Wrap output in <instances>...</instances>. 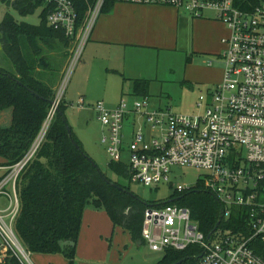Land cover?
I'll return each instance as SVG.
<instances>
[{
    "label": "built area",
    "instance_id": "built-area-1",
    "mask_svg": "<svg viewBox=\"0 0 264 264\" xmlns=\"http://www.w3.org/2000/svg\"><path fill=\"white\" fill-rule=\"evenodd\" d=\"M38 1L48 9L49 26L63 29L73 47L37 139L20 160L0 165V199H4L0 203V261L14 257L20 264L35 262L34 252L16 229L21 211L19 180L64 101L67 85L107 0H84L83 15L77 0ZM115 1L174 7L194 18H209L205 11L211 10L226 25L227 34L221 40L224 48L219 54L224 61V81L199 97L193 115L177 114L164 107L151 109L149 97L137 99L132 105L122 98L115 107L103 101L95 103L110 161H123L127 155L131 181L146 185L169 182L173 165L203 168L208 173L194 187L201 183L216 195L222 217L228 219L235 207L245 208L250 216L248 236L242 229L219 227L206 235L189 207L164 200L146 208L142 244L163 253L198 245L203 250L198 264H264V258L251 245L257 239L264 243V0ZM78 106H85L84 97H80ZM130 113L143 115L158 136L148 138L138 128L126 142L124 121ZM174 186L176 194L194 188L183 183Z\"/></svg>",
    "mask_w": 264,
    "mask_h": 264
},
{
    "label": "trees",
    "instance_id": "trees-1",
    "mask_svg": "<svg viewBox=\"0 0 264 264\" xmlns=\"http://www.w3.org/2000/svg\"><path fill=\"white\" fill-rule=\"evenodd\" d=\"M0 1L9 7L0 22V38L14 65V71L0 67V111L13 110L11 126H0V157L5 161L3 165H10L26 154L40 134L73 44L63 29L49 26L48 9L41 1ZM77 1L83 15L86 3ZM116 3L107 0L103 12L111 10ZM9 9L23 16L40 9V22L19 21ZM132 81L133 95L150 96L151 80ZM66 108L63 101L35 157L21 174L18 185L21 211L16 229L34 253H62L69 264H77L83 213L89 204L104 208L114 226L127 230L138 242L142 238L146 208L164 200L146 202L129 186L112 180L99 166H94L70 125L71 132L68 131L64 121ZM109 167L132 182L127 161H110ZM169 199L189 207L206 235L216 231L218 222L219 228L242 229L244 235L250 234L247 225L250 216L246 215V209L235 207L231 216L224 219L220 201L201 183ZM251 245L264 258V243L257 239ZM202 252L198 245L183 251L167 250L156 264H174L181 260L180 264H198ZM3 264L20 263L12 257Z\"/></svg>",
    "mask_w": 264,
    "mask_h": 264
},
{
    "label": "rangeland",
    "instance_id": "rangeland-1",
    "mask_svg": "<svg viewBox=\"0 0 264 264\" xmlns=\"http://www.w3.org/2000/svg\"><path fill=\"white\" fill-rule=\"evenodd\" d=\"M5 7L9 8L0 1V18ZM166 9L171 11V15L176 14L174 7ZM9 10L19 21L40 22V9L26 16ZM205 15L210 19L194 18L181 11L171 24L164 22L160 29L154 31L152 36L157 39L148 41L150 43L104 45L101 55L88 63L90 65L84 75L81 72L84 70L85 54L82 55L65 91V118L86 152L107 176L129 186L146 202L166 200L176 195L174 185L177 183L194 187L208 171L195 166L173 165L170 181L158 185L130 182L120 177L109 167L107 145L103 143L102 135L98 136L99 123L96 129L94 124L90 127L87 122L93 110L92 104L103 101L108 107H113L124 98L132 105L135 100L144 98L133 95L132 82L124 79L126 76L120 74V69L117 73L114 71V63L133 60L142 64L144 71L143 75H137L140 73L135 71L134 76L151 80L150 108L164 107L177 114L193 115L197 111L199 97L206 96L225 78L224 61L219 54L224 48L221 40L227 34V27L222 21L214 19L213 11L207 10ZM0 67L14 71L1 38ZM80 97L86 99L85 107L78 106ZM6 113L9 114L10 110H4L0 115ZM131 123L133 118L126 120L125 126H131ZM123 160L128 161V156L124 155ZM4 163L0 157V164ZM2 202L4 199H0ZM98 215H106L103 222L97 219ZM113 225L104 208L92 204L85 208L77 246V264H156L164 257L163 252H155L146 244H138L127 230ZM33 261L35 264H69L62 253H34ZM0 264L3 262L0 261Z\"/></svg>",
    "mask_w": 264,
    "mask_h": 264
},
{
    "label": "crops",
    "instance_id": "crops-1",
    "mask_svg": "<svg viewBox=\"0 0 264 264\" xmlns=\"http://www.w3.org/2000/svg\"><path fill=\"white\" fill-rule=\"evenodd\" d=\"M167 7L169 6L116 3L111 10L103 12L95 26L90 41L88 42V44L84 49V53H83V56L85 54V61L83 63L84 70H82L81 74L84 75L88 71L90 65L88 63H90L95 57H99L101 55V53L104 50L102 46L104 45L112 46L114 44L131 45L135 43L138 44L150 43L148 41L152 39H157V37L152 35L155 30L160 29L161 25L164 22L171 24L174 21V17L176 15L177 17H179L181 11L187 13L186 11L177 10L175 8L176 14L174 13L173 16L171 15L172 14L171 11L166 9ZM3 10L4 12L3 14H1L3 16L2 18H0V22L3 19L5 13L7 12L8 8L5 7ZM214 19L216 18L214 17ZM143 37H147V39L144 40ZM113 67L116 73L118 72L119 69L121 70L120 74L126 76V78H124L125 80H131L132 89H133L132 80L137 79L136 76H134L135 71L140 73L137 75H143L144 73V71L142 70V64H137L133 60H128V61L126 60V62H123L122 64L114 63ZM85 105H86V99H85ZM94 105L95 104H92L93 110L90 111L91 117L89 115L90 120H88L87 122L90 124V127H92V124H94V127L96 129H97L96 125L99 123L98 136L101 137V135L104 134L105 129L103 125L102 126L100 125L101 122L97 118V112L94 108ZM5 110H10V113L9 114L6 113L5 115L4 114L0 115V121H3L1 122L2 124L0 126L3 128H8L12 124L13 110L12 108H7ZM3 111H0V113ZM131 118H133V123H131V126L126 127L125 121ZM125 121H124L123 132L126 142L132 140V135L134 131L137 130L138 128H142L145 131L148 138L158 136V134L153 132L150 126L147 123H145V118L143 115H135L133 113H130L125 118ZM105 218L106 215L97 216V219L102 220V222L104 221Z\"/></svg>",
    "mask_w": 264,
    "mask_h": 264
},
{
    "label": "water",
    "instance_id": "water-1",
    "mask_svg": "<svg viewBox=\"0 0 264 264\" xmlns=\"http://www.w3.org/2000/svg\"><path fill=\"white\" fill-rule=\"evenodd\" d=\"M64 121H65V123H66V125H67V127H68V131L69 132H71V129L69 128V124H68V122H67V120H66V118L64 117ZM74 143L77 145V143L74 141ZM87 158L93 163V165L94 166H96V167H98V164L90 157V156H87ZM114 186H116V187H119V188H123V187H121V186H119L118 184H116V183H114L113 184ZM219 224H220V222H218L217 223V226H216V229L219 227ZM138 244H142V240H139L138 241ZM182 262V260L181 261H179V262H176V263H174V264H180Z\"/></svg>",
    "mask_w": 264,
    "mask_h": 264
}]
</instances>
